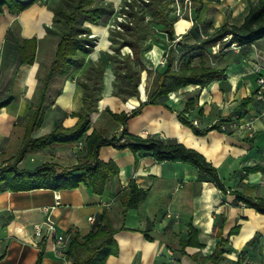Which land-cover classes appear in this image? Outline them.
<instances>
[{"label":"crops","instance_id":"1","mask_svg":"<svg viewBox=\"0 0 264 264\" xmlns=\"http://www.w3.org/2000/svg\"><path fill=\"white\" fill-rule=\"evenodd\" d=\"M110 1L115 5L121 0ZM257 1L220 0L217 4L203 1L198 12L195 10L197 3L193 2L190 19L185 16L174 23L175 41L191 44L225 23L239 25ZM57 2L47 0L43 4L37 1L18 14H11L6 8L0 13V88L7 87V82L12 79L8 90L11 102L0 109V142L7 143V148L13 140L19 141L13 137V132L19 115L26 113L36 91L43 46L51 37L46 27L52 24V7ZM108 18L101 24L90 25L95 44L85 58V66L89 61L96 62L101 58L107 63L98 111L91 115L87 134L98 128L119 133L122 126L113 123L105 115V109L114 113H129L136 109L146 100L145 87L150 81L143 71L138 97L123 102L113 96V66L107 60V55L112 53L106 24ZM155 36L160 41H153L143 62L152 70H162L164 65L160 61L167 37L161 32ZM33 37L37 40L35 62L17 66L15 41ZM222 46L217 50H230L224 63V78L204 87L188 85L170 92L163 105H145L138 115L127 121V131L140 137L175 140L194 149L216 169L226 192L188 163L156 162L145 151L135 160L129 149L101 147L98 158L102 162L113 161L119 173L108 180L100 195L84 184L59 190L38 188L0 192V264H35L39 255L40 264H72L67 255L55 252L50 238L43 237L38 240V245L33 244L35 225H42L49 217L57 234L83 237L95 228L103 215L117 229L112 236L118 249L105 264H197L193 255L209 257L220 237L227 239V243L218 264H237L239 255L254 264H264V214L235 199L238 192L264 200V88L260 90L255 72L257 56H264V38L251 44L245 55L240 53L238 46L225 49ZM126 52L129 48L121 49V53ZM81 73L82 69L75 71L63 83L61 94L34 136L49 132L55 124L64 127L75 124L77 118L71 113L81 106L82 92L75 81ZM261 75L264 76V71ZM188 98L194 99L195 103L185 110ZM179 115L194 128L206 132L196 135L192 127L179 121ZM231 123L239 126L226 131L221 129L222 125ZM52 148L57 151L52 163L60 167L75 166L84 155L83 146L78 144ZM130 182L143 190L145 197L136 208L127 210L122 221L120 197ZM89 217L93 218L91 222ZM190 228L197 233L199 245L186 246L185 254L180 256L169 247L179 249V241L186 238Z\"/></svg>","mask_w":264,"mask_h":264},{"label":"trees","instance_id":"2","mask_svg":"<svg viewBox=\"0 0 264 264\" xmlns=\"http://www.w3.org/2000/svg\"><path fill=\"white\" fill-rule=\"evenodd\" d=\"M42 0H0V13L6 8L11 14H18L32 4ZM183 2L184 0H178ZM217 4L220 0H190L197 3L196 12L202 8V2ZM175 0H124L118 14L123 21L116 23L120 28L110 29L112 53L107 55L111 62L114 80L113 96L125 102L131 97L139 96L141 73L146 72L149 83L145 87L146 100L129 113H114L109 108L105 115L116 124L122 126L119 133H109L105 128L93 129L89 134L91 115L98 111L103 89V74L106 59L89 61L85 66V58L93 50L95 39L91 36L90 25L100 24L104 18L114 15L115 8L110 0H58L52 7V24L46 27L49 34L58 37L51 61L44 73L36 74L38 81L35 95L26 113L21 118L22 128L18 152L11 164L0 167V192L5 190L24 191L38 188L52 190L75 188L84 184L94 194H102L109 179L117 177L119 169L113 161L102 162L99 158L101 147L110 146L117 150L129 149L138 160L140 153H150L156 162H182L195 167L201 176H205L218 189L226 192L216 169L197 151L186 148L183 144L171 140L164 141L157 137H140L129 134L127 121L138 115L148 104L163 105L170 92L188 85L207 86L211 82L225 77V62L230 50L212 47L223 44L222 49L232 45L240 47L245 55L251 44L264 38V0L252 5L241 24L225 23L203 37L199 42L188 44L183 40L175 41L174 23L178 18L174 15ZM155 30V31H154ZM157 32L166 35L167 43L163 46L165 65L162 70H152L143 62L144 55L151 50L153 41L159 42ZM175 41V42H174ZM18 58L16 65H32L35 62L37 40H16ZM124 47L129 52L121 53ZM82 69L75 81L81 88V106L71 115L77 118L72 127L55 124L42 135L34 136V132L42 126L44 117L51 110L56 98L62 92L63 83L73 73ZM0 88V109L11 102L8 94L9 85ZM7 88V93H6ZM195 103L188 98L185 110ZM244 103V102H243ZM179 121L192 127L196 135L206 130H198L182 115ZM82 143L84 155L75 166L60 167L52 162H43L34 168H19L17 165L27 155L40 152L48 147L72 146ZM256 170V168H254ZM145 197V192L134 182H130L120 200L123 205L122 221L128 209L136 208ZM235 199L246 206L264 214V200L253 199L238 192ZM122 227V226H121ZM117 229L111 220L103 215L95 228L86 236L70 235L66 255L72 264H105L110 255L117 254V245L113 234ZM195 230L189 229L186 238L180 240L176 247H169L178 255H184L186 246H198ZM150 239V237H146ZM227 239L220 237L214 252L209 257L193 255L197 264H218L225 252ZM41 255L35 264H40Z\"/></svg>","mask_w":264,"mask_h":264},{"label":"built area","instance_id":"3","mask_svg":"<svg viewBox=\"0 0 264 264\" xmlns=\"http://www.w3.org/2000/svg\"><path fill=\"white\" fill-rule=\"evenodd\" d=\"M46 1V0H42ZM129 1V0H128ZM174 15L178 19H182L184 16H187L188 19H190V12L192 8V4L190 0H184L183 2H179L178 0H175V5H174ZM120 10V7L118 8V11ZM123 21V16L118 15L116 17V21L114 20V23L110 25L112 29H120L116 23L122 22ZM175 42V41H174ZM217 46L212 47L213 52L215 53L217 50ZM256 73L258 75L257 82L259 84L260 90L264 88V76L261 75V72L264 71V56L258 55L257 60H256ZM160 64L165 65V58L163 56V59L160 61ZM239 125L236 123H231L230 125H222L221 129L226 131L227 129H232V128H237ZM78 145H82L81 142L78 143ZM47 211V209H44ZM88 220L91 222L93 218L89 217ZM42 225L45 227L46 233H43L42 231ZM42 225H35L34 227V236L35 240L33 241V244L36 246L38 245V240H40L43 237L50 238V241L52 243L53 249L55 250L56 253L59 255H66V250H67V244L70 240V235H59L56 233V228L54 222L49 218L46 217ZM237 264H254L249 258L244 257L242 255H239V259Z\"/></svg>","mask_w":264,"mask_h":264},{"label":"rangeland","instance_id":"4","mask_svg":"<svg viewBox=\"0 0 264 264\" xmlns=\"http://www.w3.org/2000/svg\"><path fill=\"white\" fill-rule=\"evenodd\" d=\"M124 0H121L119 2V4H115L114 8H115V12L114 15L108 18V21L106 22L107 24V28L108 31H110V29L112 27H110L111 24L114 23V20L116 21V17H118V8L120 7V5L122 4ZM43 4L47 3L46 1H41ZM56 3H54L55 5ZM53 5V6H54ZM185 17V16H184ZM106 18L103 19L102 22H105ZM101 22V23H102ZM100 23V24H101ZM105 24V25H106ZM155 31V30H154ZM49 34V33H47ZM50 38H48L49 40L45 41V45L43 46V52L41 55V66L39 67V75L41 76L45 69L46 66L48 65V63L51 61L52 56L54 54V50L56 47V42L58 40V37L52 34ZM51 39V40H50ZM213 51V50H212ZM217 51V50H216ZM159 64V63H158ZM156 64V65H158ZM38 82V81H37ZM35 95V93H34ZM33 95V97H34ZM33 97H31V100H33ZM21 118L22 116L19 115L18 117V124L17 125H21ZM46 127V126H45ZM21 133H22V128L19 126L18 128H15L14 132H13V137H16V139L18 138V140L20 141V137H21ZM19 141L16 142L15 140H13L7 148V143H4L3 141L0 142V167L7 165V164H11L14 162V159L16 157V154L18 152V148H19ZM52 147H48L44 150H41L40 152L37 153H32L27 155L20 163H18V167L19 168H25V169H31L34 168L35 166L43 163V162H53L55 161L54 156L57 154L56 150H54V148Z\"/></svg>","mask_w":264,"mask_h":264}]
</instances>
